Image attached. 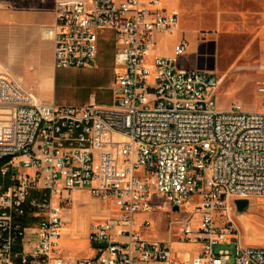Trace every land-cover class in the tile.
Returning a JSON list of instances; mask_svg holds the SVG:
<instances>
[{
  "label": "built area",
  "instance_id": "built-area-1",
  "mask_svg": "<svg viewBox=\"0 0 264 264\" xmlns=\"http://www.w3.org/2000/svg\"><path fill=\"white\" fill-rule=\"evenodd\" d=\"M56 17L44 30L56 70L93 67L114 34L113 99L46 103L0 63V173L10 176L0 264H228L221 243L235 244L234 264H264V246L243 245L232 216L236 200L264 196V111L220 109L217 74L178 66L190 47L183 32L172 55H149L180 24L164 0H58ZM257 90L264 96V84ZM76 191L113 201L117 213L91 224V242L107 247L73 260L60 239ZM156 208L184 214V240L203 251L181 259L144 240L135 216Z\"/></svg>",
  "mask_w": 264,
  "mask_h": 264
},
{
  "label": "rangeland",
  "instance_id": "rangeland-1",
  "mask_svg": "<svg viewBox=\"0 0 264 264\" xmlns=\"http://www.w3.org/2000/svg\"><path fill=\"white\" fill-rule=\"evenodd\" d=\"M164 4L178 11L180 30L161 36L155 51L149 55H171L183 32L190 47L178 58V66L217 74L221 81L217 98L220 109L228 110L232 104L239 102L245 110L264 111V96L257 90L259 84H264V0H164ZM52 5L48 13L50 16L57 10L55 2ZM111 35L114 36L109 33V37L105 36L101 42L93 67L59 69L55 72L54 81L46 74L29 76L41 79L38 84H33L35 91L48 102L61 105H80L91 101L100 105L110 104L115 77V46ZM39 46L43 50L42 58L46 59L48 44L39 41ZM0 63L15 75L9 65ZM47 71L51 68L44 73ZM9 180V175L0 173V185H7ZM198 199L195 198L197 202ZM249 201V206L242 212L234 206L232 216L240 227L243 245L264 246V196H254ZM156 203L159 207L163 206L162 200ZM194 207L192 205L188 210ZM107 209L117 213L113 201L104 202L88 191L73 194V202L65 205L64 210L66 224L60 239L63 256L76 260L95 253L89 238L91 224L104 217ZM183 216L173 210L156 208L154 212H138L135 223L144 240L166 242L179 258L190 259L204 248L201 242L184 240L181 231ZM146 221L150 224L144 225ZM197 221L195 216L193 223ZM29 235L33 239L36 231L31 230ZM215 249L217 253L229 251L231 259L228 264H234L235 244L221 243Z\"/></svg>",
  "mask_w": 264,
  "mask_h": 264
},
{
  "label": "crops",
  "instance_id": "crops-1",
  "mask_svg": "<svg viewBox=\"0 0 264 264\" xmlns=\"http://www.w3.org/2000/svg\"><path fill=\"white\" fill-rule=\"evenodd\" d=\"M57 1L0 0V61L9 65L20 82L33 90L46 103L50 102L34 89L41 79L37 77L31 79L29 76H35L37 73H40L41 76L46 74L49 79L54 81V75L57 71L54 67V43L44 37V30L56 24V12L53 16L48 13H50V8L53 6L52 3L55 2V5H57ZM168 9L178 13L175 9ZM109 33L112 32H107L102 41ZM111 38L115 46V37L111 35ZM39 41L48 44L47 50L50 55L48 53L46 59L42 58L43 50L39 46ZM113 55H115V47ZM49 67L51 71L44 73ZM7 187L0 185V192L3 193Z\"/></svg>",
  "mask_w": 264,
  "mask_h": 264
},
{
  "label": "water",
  "instance_id": "water-1",
  "mask_svg": "<svg viewBox=\"0 0 264 264\" xmlns=\"http://www.w3.org/2000/svg\"><path fill=\"white\" fill-rule=\"evenodd\" d=\"M249 203H250V201L248 199H238V200H236V206H237L238 212L244 211L249 206ZM173 210L174 211H178L179 208L176 206ZM92 247L94 249H96V248H106L107 247V243H92Z\"/></svg>",
  "mask_w": 264,
  "mask_h": 264
},
{
  "label": "bare ground",
  "instance_id": "bare-ground-1",
  "mask_svg": "<svg viewBox=\"0 0 264 264\" xmlns=\"http://www.w3.org/2000/svg\"><path fill=\"white\" fill-rule=\"evenodd\" d=\"M179 30H180V24H179V27L175 30V33H177Z\"/></svg>",
  "mask_w": 264,
  "mask_h": 264
},
{
  "label": "trees",
  "instance_id": "trees-1",
  "mask_svg": "<svg viewBox=\"0 0 264 264\" xmlns=\"http://www.w3.org/2000/svg\"><path fill=\"white\" fill-rule=\"evenodd\" d=\"M3 163H5V161L3 162ZM2 163H0V165H1ZM9 182H10V180H9ZM9 184V183H8ZM8 184L7 185H5L4 187H7L8 186ZM6 190V189H5ZM2 192V191H1ZM0 192V193H1ZM4 192V191H3ZM2 194V193H1Z\"/></svg>",
  "mask_w": 264,
  "mask_h": 264
}]
</instances>
